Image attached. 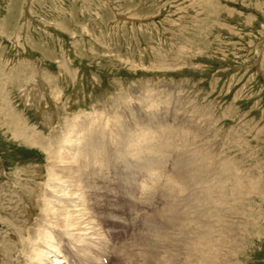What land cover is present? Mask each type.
<instances>
[{
	"label": "rangeland",
	"instance_id": "obj_1",
	"mask_svg": "<svg viewBox=\"0 0 264 264\" xmlns=\"http://www.w3.org/2000/svg\"><path fill=\"white\" fill-rule=\"evenodd\" d=\"M151 105L157 111L150 112ZM157 114L162 118L155 122ZM161 123L182 128L192 153L207 157L209 167L215 162L214 181L194 171L185 188L178 187L181 193L168 191L162 202H189L210 182L223 208L236 218L245 212L238 235L243 245H235L240 248L230 251L226 264H264V0H0V247L20 256L17 231L38 237L36 216L48 203L49 177L47 147L40 144L48 136H65L68 124L77 133L95 131L99 140L85 142L96 143L90 152L104 164L105 142L121 152L129 135V155L137 144L144 153L129 157L127 179L138 174L142 182L161 168L158 155L145 153ZM141 133L148 135L142 146L135 141ZM237 181L241 193L235 194ZM120 189L115 201L127 209ZM126 211L121 241L115 240L124 263L137 253L134 239L122 241L133 227ZM141 263L150 264L129 262Z\"/></svg>",
	"mask_w": 264,
	"mask_h": 264
},
{
	"label": "bare ground",
	"instance_id": "obj_2",
	"mask_svg": "<svg viewBox=\"0 0 264 264\" xmlns=\"http://www.w3.org/2000/svg\"><path fill=\"white\" fill-rule=\"evenodd\" d=\"M151 106L150 112L157 109L156 106ZM160 117L161 115H158V118L156 117L153 120L157 122L162 118ZM71 127L70 124L67 125L65 136L60 133L51 134L43 142V145L40 144V146L47 147L46 158L49 161L47 162L49 177L46 182L48 189L46 190V199H44L48 201L47 204H44L43 211L45 213L37 214V216L33 215L37 217V227L40 228L38 237L36 235L30 240L31 237H28L30 236L29 233L23 235L24 231L20 233L18 230L20 247L17 251L20 256L10 253L7 246L1 245L0 264H69L70 262L72 264H117L120 260L123 262L122 256L125 251L120 252V243L117 244L115 240L120 239L121 241V234L119 233L124 229L122 219V212L124 210H127L126 216L133 227L130 228V233L122 241L128 240L126 237L129 238V236L134 239L136 242L132 241L134 246H132L131 250L135 249L137 251L134 252L137 253L133 260L132 258L128 259L123 264H129L130 261H134V263L149 261L150 264H175V260H179L178 264H226L233 257L230 251L233 250L234 253L238 252L239 246H236L237 249L235 250L234 247L236 244H241L239 243L240 241L242 242V239L240 240L241 237L238 235L241 231L239 227L242 225L241 217L245 212L243 213L238 206L237 208L241 211V214L238 215L239 217H234L232 213L233 216H231L228 207L226 209L223 208L221 197L216 198L217 195L214 196L213 190H211L213 188L211 186L213 185H209L210 182L206 188L203 187L205 190L200 192V194H196L194 199L189 202H185L179 206L173 202H162V198L167 196L168 191L170 194L181 193L180 189L183 190L185 188L184 183L189 180V175L194 171V176L198 179L203 177V181L208 178L213 180L211 166L215 162L209 167L210 161L207 157L203 156L202 153L200 156L197 153H192L190 140L183 137L182 128L180 130L174 127L173 130L166 124L161 123L160 126L158 125V128H161L160 130H155L154 133L151 132L152 134L147 138L149 142L148 146H151V148L150 151H145V153L158 155L157 157L162 164L161 168H158L156 171L153 169L154 172L148 176L146 175L145 180L141 182V177L135 173V177L131 181L127 179L133 168V162L129 160V157H138V155L144 153V147H140L137 144L136 148L138 150L134 147L132 155H129L131 154L128 152L130 138L126 137H129V135L125 134L126 136L121 140V152L116 147L117 145L109 146L110 144L107 145V142H105L107 146L105 154L108 156L104 159L106 162L100 164L96 160L93 151L92 153L90 152V149L96 143L91 140L88 146V142L86 143L85 139H98L101 136L97 138L96 132H89L87 128H83V130L77 133L78 131L74 130L75 126ZM141 132H144V130ZM126 133L128 134V131ZM96 134L98 135V133ZM141 134V139L135 140L140 144L143 143L144 137L148 136L147 134ZM36 139L39 141L38 137ZM35 144L39 145V143ZM99 144L100 142H98ZM178 146L181 148L176 150ZM183 148L191 155L185 153ZM134 150L135 153L138 151L137 155H135ZM174 153L175 159L172 157ZM115 156L119 159V163L115 161ZM80 158L82 161H79ZM167 161H172L171 166L173 171L171 173L167 170ZM225 165L227 166V164ZM96 167H98V171ZM214 169V172L217 173L218 170L216 171V169L219 168ZM222 169L224 170L223 167ZM92 177H95L94 181L93 179L92 181L93 184L95 183L98 186L97 189L95 187L91 188L92 182L90 180ZM241 184H238L237 181V187L232 189L235 191V194L241 193ZM249 184L247 183L248 186ZM120 185L123 188V190L120 189L122 192L120 194L126 199L127 209L124 207L125 205L121 208L115 201V194H117L115 190ZM103 187H105V190H101ZM163 187H166V190L162 193L159 192V189ZM253 187H251V190ZM92 190L98 191L92 193ZM217 191L220 190L217 189L215 192ZM237 203L239 205V202ZM37 207H40V205L38 204ZM87 211L94 213L95 217L93 216V218L97 220L98 226H94ZM43 215H45L46 221L41 218ZM48 218H50L49 221L52 220L51 226L44 223H49L47 221ZM190 219L197 221L193 222ZM97 227H100L105 233L103 234V231L98 230ZM53 228L56 230L54 231ZM99 233L100 236L103 234V237H100ZM129 257H133V255Z\"/></svg>",
	"mask_w": 264,
	"mask_h": 264
}]
</instances>
